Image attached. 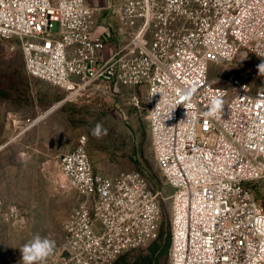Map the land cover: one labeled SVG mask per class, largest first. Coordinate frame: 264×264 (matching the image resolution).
I'll return each instance as SVG.
<instances>
[{"label": "built area", "instance_id": "1", "mask_svg": "<svg viewBox=\"0 0 264 264\" xmlns=\"http://www.w3.org/2000/svg\"><path fill=\"white\" fill-rule=\"evenodd\" d=\"M101 10L0 0V38L18 40L28 75L65 91L63 102L145 87L156 162L173 190L170 264H264V207L250 190L264 180V84L236 79L230 90L209 76L264 54V0H109L116 44L97 32ZM58 170L83 201L44 264H112L158 238L160 193L138 172L96 173L85 135Z\"/></svg>", "mask_w": 264, "mask_h": 264}, {"label": "rangeland", "instance_id": "2", "mask_svg": "<svg viewBox=\"0 0 264 264\" xmlns=\"http://www.w3.org/2000/svg\"><path fill=\"white\" fill-rule=\"evenodd\" d=\"M87 1L97 4L100 0ZM111 19L112 15L99 17L105 24ZM261 59L241 55L231 64L213 65L209 76L230 90L236 79L258 90L264 84L258 72ZM134 96L140 100L138 107ZM146 96L145 87H122L63 102L65 91L28 75L18 40L0 38V264H20L18 247L35 233L54 240L58 247L64 244V225L83 200L67 186L58 170V157L74 149L83 135L98 174L147 173L153 191L160 193L158 238L123 253L112 264H170V253L163 254L155 242L170 234L172 244L173 190L152 149ZM60 103L29 127V120ZM97 123L106 130L99 137L92 134ZM250 190L264 207V180Z\"/></svg>", "mask_w": 264, "mask_h": 264}, {"label": "clouds", "instance_id": "3", "mask_svg": "<svg viewBox=\"0 0 264 264\" xmlns=\"http://www.w3.org/2000/svg\"><path fill=\"white\" fill-rule=\"evenodd\" d=\"M260 58L262 59L258 65V72L260 77H264V54ZM205 115L209 114L205 113ZM102 131L106 133L103 125L97 123L92 129V134L99 137ZM18 248L21 254L20 264H44L55 253L56 242L47 236L35 233Z\"/></svg>", "mask_w": 264, "mask_h": 264}, {"label": "crops", "instance_id": "4", "mask_svg": "<svg viewBox=\"0 0 264 264\" xmlns=\"http://www.w3.org/2000/svg\"><path fill=\"white\" fill-rule=\"evenodd\" d=\"M108 1L109 0H105L104 1H99L102 2V4H95L93 1L90 3L88 1V4L92 7V8H98V9H102L101 11L98 12L97 14V32L103 34L106 38H108V40L110 39V42L113 44V43H117V26H118V23H117V18L113 15L112 11L110 10H106L107 6H108ZM94 4V5H93ZM110 16L112 15V19L108 22V24H105V23H102L99 21V17L100 16ZM109 19V18H108ZM111 35V37L109 38L107 35ZM110 43V44H111ZM111 44V45H112ZM110 46V45H109ZM112 50H109V53H111Z\"/></svg>", "mask_w": 264, "mask_h": 264}, {"label": "trees", "instance_id": "5", "mask_svg": "<svg viewBox=\"0 0 264 264\" xmlns=\"http://www.w3.org/2000/svg\"><path fill=\"white\" fill-rule=\"evenodd\" d=\"M150 138H151V134H150ZM151 142H152V140H151ZM152 147H153V145H152ZM153 152H154V149H153ZM95 172H96V170H95ZM140 174L149 181V175L147 173H145V174L140 173ZM155 244H156L157 248H159L163 252V254L167 255V252L170 253L169 251H170V247H171V236H170V234H169V236L167 238H163V235H162L155 242Z\"/></svg>", "mask_w": 264, "mask_h": 264}, {"label": "bare ground", "instance_id": "6", "mask_svg": "<svg viewBox=\"0 0 264 264\" xmlns=\"http://www.w3.org/2000/svg\"><path fill=\"white\" fill-rule=\"evenodd\" d=\"M62 103V102H61ZM61 103L60 104H58V105H56V106H54L53 108H51L48 112H46L43 116H41L40 118L41 119H44V117L47 115V114H49V113H51V112H53L54 110H56L57 108H59L60 106H61Z\"/></svg>", "mask_w": 264, "mask_h": 264}, {"label": "water", "instance_id": "7", "mask_svg": "<svg viewBox=\"0 0 264 264\" xmlns=\"http://www.w3.org/2000/svg\"><path fill=\"white\" fill-rule=\"evenodd\" d=\"M54 111H55V110H54ZM51 113H52V112H51ZM49 114H50V113H49ZM49 114H47V115H49ZM47 115H46V116H47ZM46 116H45V117H46ZM63 256H64V257L67 256V252H64Z\"/></svg>", "mask_w": 264, "mask_h": 264}]
</instances>
